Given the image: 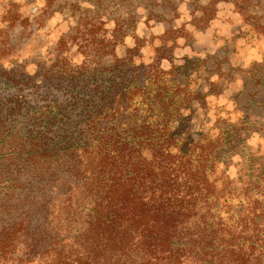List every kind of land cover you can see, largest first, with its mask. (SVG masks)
<instances>
[{
	"label": "rangeland",
	"instance_id": "1",
	"mask_svg": "<svg viewBox=\"0 0 264 264\" xmlns=\"http://www.w3.org/2000/svg\"><path fill=\"white\" fill-rule=\"evenodd\" d=\"M242 1L264 24V0ZM233 2L0 0V237L27 228L0 264H50L78 239L92 201L57 160L124 127L135 108L157 116L146 104L160 91L183 103L169 118L181 146L213 148L205 174L220 197L175 249L199 241L188 264H238L231 251L264 264V224L247 208L264 205V38Z\"/></svg>",
	"mask_w": 264,
	"mask_h": 264
},
{
	"label": "trees",
	"instance_id": "2",
	"mask_svg": "<svg viewBox=\"0 0 264 264\" xmlns=\"http://www.w3.org/2000/svg\"><path fill=\"white\" fill-rule=\"evenodd\" d=\"M239 1L242 5V0H234L235 9L253 32L264 38V24L241 9ZM160 94L146 104L149 111L158 110L157 116L149 113L142 119V113L134 115L135 108L128 121L123 119L124 127L119 129L117 123L107 133L98 131L101 136L96 137L95 145L79 150V154L73 150L64 164L57 160V165L68 164L71 177L80 182L82 197L90 199L93 206L86 230L68 249L55 252L50 264H188L185 260L199 241L186 239L179 249L174 242L183 239L184 224L198 215V210L218 203L216 182L205 174L213 148L181 146L179 135L169 127V118H174L171 111L179 112L183 103L165 101L166 93ZM110 101L104 108L116 104ZM122 104L128 105L130 100ZM93 125L97 126L96 120ZM144 151L150 153V159L143 157ZM46 156L43 150L41 157ZM247 208L253 213L249 221L260 228L264 205L249 200ZM26 231L23 222L3 231L0 263L7 260L15 241ZM262 232L264 235V228L258 233ZM229 253L233 262H246L240 252ZM200 257L197 264H201ZM207 263L214 264V260Z\"/></svg>",
	"mask_w": 264,
	"mask_h": 264
}]
</instances>
